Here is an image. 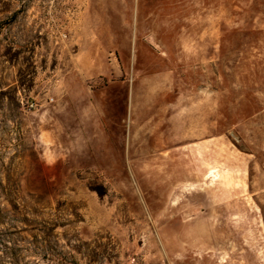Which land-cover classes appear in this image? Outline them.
<instances>
[{
	"label": "rangeland",
	"instance_id": "374dc122",
	"mask_svg": "<svg viewBox=\"0 0 264 264\" xmlns=\"http://www.w3.org/2000/svg\"><path fill=\"white\" fill-rule=\"evenodd\" d=\"M0 264H264V0H0Z\"/></svg>",
	"mask_w": 264,
	"mask_h": 264
},
{
	"label": "built area",
	"instance_id": "2783aa9c",
	"mask_svg": "<svg viewBox=\"0 0 264 264\" xmlns=\"http://www.w3.org/2000/svg\"><path fill=\"white\" fill-rule=\"evenodd\" d=\"M30 107H34V105H33V104H31V105H30Z\"/></svg>",
	"mask_w": 264,
	"mask_h": 264
}]
</instances>
